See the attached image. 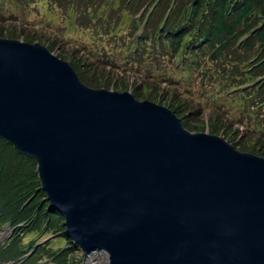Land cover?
Returning a JSON list of instances; mask_svg holds the SVG:
<instances>
[{"label":"water","instance_id":"water-1","mask_svg":"<svg viewBox=\"0 0 264 264\" xmlns=\"http://www.w3.org/2000/svg\"><path fill=\"white\" fill-rule=\"evenodd\" d=\"M0 140L36 162L67 234L107 264H264V158L85 86L39 43L0 38Z\"/></svg>","mask_w":264,"mask_h":264},{"label":"trees","instance_id":"trees-1","mask_svg":"<svg viewBox=\"0 0 264 264\" xmlns=\"http://www.w3.org/2000/svg\"><path fill=\"white\" fill-rule=\"evenodd\" d=\"M6 1L0 7V38L38 42L47 45L50 51L59 48V39H52L53 33L46 31L50 24H43L39 29L24 24L17 33L15 26L8 23L11 29L4 31L7 13L9 20L22 18L26 22L24 9L18 12L13 6H32L40 0ZM47 1L53 4L51 8L63 14L72 8L76 30L86 26L91 30V22L99 17L97 13L106 9L105 17H100L104 23L97 36L107 39L106 45L116 50L111 48L109 54L102 47L101 52H95V63L92 59L81 56L83 61L59 50L61 59L70 60L80 81L87 87L108 90L115 84L111 81L114 70L129 68L144 79L139 83L136 79L133 81L129 91L135 99L164 105L190 132H197L193 122L202 121L203 110L208 108L211 111L205 130L207 128L209 134L218 135V128L231 127L234 134L220 133L223 138L229 139L239 152L264 158V0ZM142 7H146L143 20L147 18V23L136 44L138 50L134 52L130 36L138 23L132 16ZM123 11H127L131 19L129 32L119 34L114 29L121 22ZM57 29L65 31L67 28ZM242 37L245 39L241 41ZM155 71L160 75L158 81L153 80ZM258 76L263 79L253 88L234 95L226 93L228 88L251 82ZM187 78L191 88L185 86ZM159 83L164 84L167 91L162 90L164 87L160 89ZM117 87L127 90L123 79L112 90ZM218 101L221 112L216 113L212 110ZM230 111H234L233 117L226 115ZM234 124L242 127L243 132ZM64 221L40 189L36 162L0 140V232L6 225L12 230L10 237L0 243V264H78L74 255L82 251L67 234ZM42 230H46L47 235L58 234V237L24 258L39 240L37 235ZM63 244L68 248H59ZM25 247H28L26 251Z\"/></svg>","mask_w":264,"mask_h":264},{"label":"rangeland","instance_id":"rangeland-1","mask_svg":"<svg viewBox=\"0 0 264 264\" xmlns=\"http://www.w3.org/2000/svg\"><path fill=\"white\" fill-rule=\"evenodd\" d=\"M13 1H8V2L10 4H15L14 3L15 1L14 2ZM6 2H7L6 0H0V7H3ZM51 5H53V4L47 0H40V1H37L36 3H34L32 6H20V4H18V7L13 6L17 9L18 12H20L21 9H24V12L27 13V16L25 18L26 22L22 21V18H20L16 21L9 20L8 16L10 14L7 13L5 15V17H7V18H5V21L3 22L4 26H5L4 31L11 29L9 27V25H7L8 23H12V25L15 26V28L17 29V33H18V30L20 29V27H22L24 24H28V25L34 26V27H41L43 24H45V25L50 24L51 26L49 28H46V31H47V33H53L51 35L52 39H55V38L59 39V42L57 41L58 42L57 47H59V48L54 49V51H52V53L59 59H61V57L59 55V50L62 49L63 51L69 52L72 57L74 56V57H77L78 59H82L81 56H83L84 59H86V58L92 59L95 63V56L97 55L95 52H101L102 47L109 54H111V52H110L111 48H114L116 50V48L113 47L112 45H106L107 39H103L102 37L99 38L97 36V32H99V27L104 23V21L100 17L101 16L105 17L104 16V14L106 13L105 7L102 8L97 13L99 16L97 18V20H99L100 22L97 23L96 22L97 20H94L91 22V24H92L91 30L89 29V26H86L85 28L81 27V28H78V30H76L77 28L74 24L75 13L73 12L72 8L68 9V11L65 14H63V13H60V12L54 10V7L51 8ZM33 7H35L36 9H34ZM115 7H117V2H115ZM16 15H19V13H17ZM129 19H130V17L128 16L127 11H123L121 22L114 29V32H118L119 34L125 33L126 31L129 32V30H128L129 26L128 25H129V22L131 20V19L130 20ZM94 26H97L96 30L93 29ZM59 27H62L63 29H65V28H67V29L65 31L64 30L58 31L57 28H59ZM28 28H30V27H28ZM83 29H85V31ZM4 35H6V34H4ZM131 37H132V35L130 36V39H131ZM17 41L23 42L22 38L17 39ZM36 43H38V42H36ZM43 46L46 47L47 45H43ZM85 48H86V50H85ZM75 50L78 51V54L76 52H74ZM70 54H67V55H70ZM63 61L69 62L70 60L66 59ZM123 69H127V70H123ZM125 71L126 72L130 71V72L123 74ZM134 74H136V73L133 72L132 70H129V68H125V67L119 68L118 71L114 70V75H113V77H111V81L115 84H113L112 88L116 87V84L121 79H123V82L127 86L126 91L128 92L130 89L133 88V81L135 79L138 80V83L144 81V79L141 76L138 77V75H134ZM152 75L154 76L153 80L158 81V79L160 77L158 71L153 72ZM186 82H185L186 83L185 86L187 88H191L192 86L190 85V79L187 78ZM138 83H137V85H139ZM159 86H160V89H161V87L165 88V89H162L163 91H167V88L164 86V84L159 83ZM112 88H109L108 90L119 92V93L126 92V91H122L121 87H117L115 90H112ZM162 90L160 91V94L162 93ZM182 90L184 91V88H182ZM229 94H231V93H229ZM224 97L228 98L226 96H224ZM227 102L230 103L231 101L228 100ZM219 104H220V101L216 102V105L212 111H214L216 113L221 112V109L219 108ZM157 105L164 106L162 104H157ZM238 107H242V106H238ZM209 111H211V110L208 108H205L203 110L202 117L200 118L202 121L196 120L193 122L198 133H202V132H205L208 130L207 128L205 130V125L208 124V121L210 118ZM226 115H230L233 117L234 111H230ZM230 116H227V119L231 120ZM224 122H226V121L224 120ZM234 125L236 128H238L240 130V132H243L244 129L242 127L239 128L237 124H234ZM240 132H239V134L242 135V133H240ZM192 133H196V132H192ZM220 133H224L225 135L232 136L234 134V131L231 129V127H224L221 130H219V128H218L216 134H218V136L222 137ZM226 140L228 141L229 139H226ZM229 143L232 146L234 145L230 141H229ZM9 231L10 230L7 229L4 232L0 233V243L6 241L8 239V236L10 234ZM34 239H37V238L35 237ZM25 244H27V243H25ZM74 256L76 257L75 259L78 262V264H107L108 263L107 255L103 251H99V250L91 251V252L76 253ZM47 264H51V263H47Z\"/></svg>","mask_w":264,"mask_h":264},{"label":"clouds","instance_id":"clouds-1","mask_svg":"<svg viewBox=\"0 0 264 264\" xmlns=\"http://www.w3.org/2000/svg\"><path fill=\"white\" fill-rule=\"evenodd\" d=\"M63 61V60H62ZM70 64V63H69ZM72 67V66H71ZM73 68V67H72ZM75 71V70H74ZM77 74V73H76Z\"/></svg>","mask_w":264,"mask_h":264}]
</instances>
